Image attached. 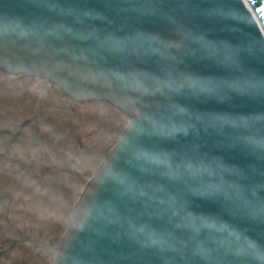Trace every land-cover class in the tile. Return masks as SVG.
Instances as JSON below:
<instances>
[{"label": "water", "instance_id": "water-1", "mask_svg": "<svg viewBox=\"0 0 264 264\" xmlns=\"http://www.w3.org/2000/svg\"><path fill=\"white\" fill-rule=\"evenodd\" d=\"M245 1L0 0L3 69L133 117L53 264H264V0Z\"/></svg>", "mask_w": 264, "mask_h": 264}, {"label": "rangeland", "instance_id": "rangeland-1", "mask_svg": "<svg viewBox=\"0 0 264 264\" xmlns=\"http://www.w3.org/2000/svg\"><path fill=\"white\" fill-rule=\"evenodd\" d=\"M33 83L0 73V248H9L5 264H46L43 246L61 233L83 185L64 168L77 161L93 169L122 128L105 104H77L56 89L39 103Z\"/></svg>", "mask_w": 264, "mask_h": 264}]
</instances>
